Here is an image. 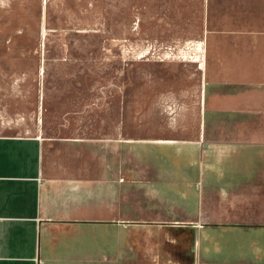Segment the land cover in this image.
Wrapping results in <instances>:
<instances>
[{
    "label": "crops",
    "instance_id": "1",
    "mask_svg": "<svg viewBox=\"0 0 264 264\" xmlns=\"http://www.w3.org/2000/svg\"><path fill=\"white\" fill-rule=\"evenodd\" d=\"M222 3L196 140L0 123V264H264V134L242 128L264 98L246 88L264 86V0Z\"/></svg>",
    "mask_w": 264,
    "mask_h": 264
},
{
    "label": "rangeland",
    "instance_id": "2",
    "mask_svg": "<svg viewBox=\"0 0 264 264\" xmlns=\"http://www.w3.org/2000/svg\"><path fill=\"white\" fill-rule=\"evenodd\" d=\"M222 5L0 0V123L84 139L196 140L221 80L211 45L223 42ZM253 104L242 113L246 138L264 134V98Z\"/></svg>",
    "mask_w": 264,
    "mask_h": 264
}]
</instances>
